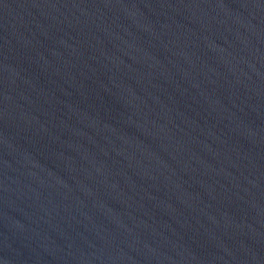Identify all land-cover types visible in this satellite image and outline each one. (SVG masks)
<instances>
[{"label":"water","instance_id":"obj_1","mask_svg":"<svg viewBox=\"0 0 264 264\" xmlns=\"http://www.w3.org/2000/svg\"><path fill=\"white\" fill-rule=\"evenodd\" d=\"M0 264H264V0H0Z\"/></svg>","mask_w":264,"mask_h":264}]
</instances>
